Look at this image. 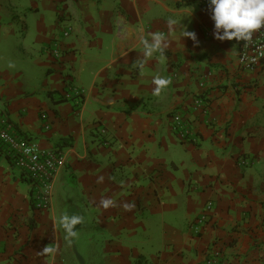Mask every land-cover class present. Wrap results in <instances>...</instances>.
<instances>
[{"label":"crops","instance_id":"1","mask_svg":"<svg viewBox=\"0 0 264 264\" xmlns=\"http://www.w3.org/2000/svg\"><path fill=\"white\" fill-rule=\"evenodd\" d=\"M211 15L209 0H0V114L65 155L38 211L0 150V264H64L71 242L104 264H264V67L243 71ZM156 33L165 53L134 68ZM72 87L83 96L65 98ZM177 110L196 142L173 133Z\"/></svg>","mask_w":264,"mask_h":264},{"label":"built area","instance_id":"2","mask_svg":"<svg viewBox=\"0 0 264 264\" xmlns=\"http://www.w3.org/2000/svg\"><path fill=\"white\" fill-rule=\"evenodd\" d=\"M70 34L71 27H66L63 36L68 37ZM239 42L240 68L246 72H254L263 68L264 29L257 31L250 43L242 40ZM52 51L56 58L61 56L58 44H53ZM83 94L84 91L81 88L72 87L66 92L65 98H80ZM195 105L196 108L203 109L204 113H209L211 108L205 99H198ZM172 120V131L183 143L196 142L194 129L181 111H175ZM98 133L101 141L105 143L107 141L106 130L101 128ZM0 150L11 158L13 164L30 183L34 209L38 211L50 209L53 200L54 181L59 169L64 164L65 155L59 149L42 150L36 142L19 134L15 124L6 114H0ZM247 162L251 161L243 159L241 164L246 165ZM213 208L214 203L212 201L207 202L201 214L193 221L191 227L195 234L201 233ZM205 264H221L219 254H215Z\"/></svg>","mask_w":264,"mask_h":264},{"label":"clouds","instance_id":"3","mask_svg":"<svg viewBox=\"0 0 264 264\" xmlns=\"http://www.w3.org/2000/svg\"><path fill=\"white\" fill-rule=\"evenodd\" d=\"M209 6L215 26L214 35L218 40L235 39L250 43L254 34L264 29V0H209ZM184 37L197 40L194 32L186 31ZM140 39L143 43V56L132 66L142 71L147 57L153 53L163 55L167 44L159 33L151 34L150 38L140 37ZM154 83L163 86L168 81L157 77Z\"/></svg>","mask_w":264,"mask_h":264},{"label":"rangeland","instance_id":"4","mask_svg":"<svg viewBox=\"0 0 264 264\" xmlns=\"http://www.w3.org/2000/svg\"><path fill=\"white\" fill-rule=\"evenodd\" d=\"M93 238L95 239V244L100 246L99 241H102L100 236H93ZM76 244L78 245L77 242ZM70 247L73 252L69 250L65 252L64 264H104L103 255L101 253L102 251H100L97 247L94 248L93 246L79 244L78 247L76 246L77 250L74 251L73 242H71Z\"/></svg>","mask_w":264,"mask_h":264},{"label":"trees","instance_id":"5","mask_svg":"<svg viewBox=\"0 0 264 264\" xmlns=\"http://www.w3.org/2000/svg\"><path fill=\"white\" fill-rule=\"evenodd\" d=\"M186 1L189 2V1H192V0H186ZM63 145H64V144H63ZM142 262H143V259L140 258V260H139V264H143Z\"/></svg>","mask_w":264,"mask_h":264}]
</instances>
